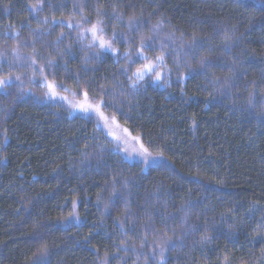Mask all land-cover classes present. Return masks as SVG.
<instances>
[{
	"label": "trees",
	"instance_id": "16d2710c",
	"mask_svg": "<svg viewBox=\"0 0 264 264\" xmlns=\"http://www.w3.org/2000/svg\"><path fill=\"white\" fill-rule=\"evenodd\" d=\"M5 78L0 264H264V0H0Z\"/></svg>",
	"mask_w": 264,
	"mask_h": 264
},
{
	"label": "rangeland",
	"instance_id": "374dc122",
	"mask_svg": "<svg viewBox=\"0 0 264 264\" xmlns=\"http://www.w3.org/2000/svg\"><path fill=\"white\" fill-rule=\"evenodd\" d=\"M98 31L99 29L97 30L95 36H93V33L91 31L90 34L100 45L101 40H106L98 34ZM108 50L114 52L112 46ZM152 66L153 63L143 66L140 74L142 75L144 73H147L152 69ZM48 94L50 99L58 100L68 105L72 114H92L93 116H95L107 136L119 147L121 156L124 158V160L130 163L141 164L145 168L158 164L163 160L162 155L150 152L143 145L138 136L131 134V132L123 125H121L118 121L108 117L105 113H103L98 104L91 103L84 98L76 99L74 97L61 95L56 92L54 86L50 84H48ZM84 108H87L88 111H84Z\"/></svg>",
	"mask_w": 264,
	"mask_h": 264
},
{
	"label": "snow or ice",
	"instance_id": "6c2138e0",
	"mask_svg": "<svg viewBox=\"0 0 264 264\" xmlns=\"http://www.w3.org/2000/svg\"><path fill=\"white\" fill-rule=\"evenodd\" d=\"M70 26H71V25H70ZM97 30H98V26H97V25H93L92 28L89 29V31H91V32L93 33V36H95ZM94 42H95V41H94ZM100 48H102V49H110V48H111V45H110V43L101 40V41H100ZM7 84H8V80H7V78H5L4 80H0V88L5 87ZM83 110H84V111H88L87 108H84ZM40 259L43 260V257H41Z\"/></svg>",
	"mask_w": 264,
	"mask_h": 264
}]
</instances>
